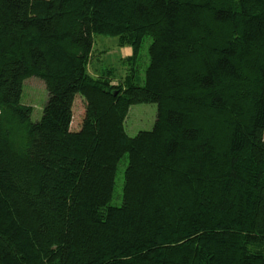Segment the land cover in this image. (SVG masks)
Masks as SVG:
<instances>
[{
	"label": "trees",
	"instance_id": "obj_1",
	"mask_svg": "<svg viewBox=\"0 0 264 264\" xmlns=\"http://www.w3.org/2000/svg\"><path fill=\"white\" fill-rule=\"evenodd\" d=\"M96 34L131 49L123 79L91 74ZM263 132L264 0H0V264H264Z\"/></svg>",
	"mask_w": 264,
	"mask_h": 264
},
{
	"label": "rangeland",
	"instance_id": "obj_2",
	"mask_svg": "<svg viewBox=\"0 0 264 264\" xmlns=\"http://www.w3.org/2000/svg\"><path fill=\"white\" fill-rule=\"evenodd\" d=\"M93 54L94 62H90L89 70L91 74L97 75L101 69L111 68L116 80L123 79L127 73V63L125 59L130 56V51L126 47H120L117 44V38L105 36L101 34L94 35L93 38ZM150 37H146L139 50V60L137 67L139 68V77H143V70L148 64V45ZM93 66L95 70L93 69ZM94 70V71H93ZM113 81V83L116 82ZM47 99V91L44 82L37 77H30L23 80L21 102L32 107V121L40 118L42 107ZM85 108L84 100L77 95L72 106V122L71 130L79 129ZM156 119L155 103H138L131 105L124 121V128L129 136L136 135L139 131L150 130ZM264 138V132H263ZM127 164L126 155L121 158L118 163L113 197L110 201L111 205H120L122 200V187L124 181V169Z\"/></svg>",
	"mask_w": 264,
	"mask_h": 264
},
{
	"label": "crops",
	"instance_id": "obj_3",
	"mask_svg": "<svg viewBox=\"0 0 264 264\" xmlns=\"http://www.w3.org/2000/svg\"><path fill=\"white\" fill-rule=\"evenodd\" d=\"M126 48H128V47H126ZM129 49V51H130V53H131V49L130 48H128Z\"/></svg>",
	"mask_w": 264,
	"mask_h": 264
}]
</instances>
